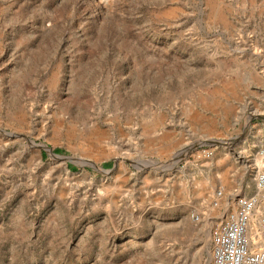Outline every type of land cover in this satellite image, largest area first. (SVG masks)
Returning a JSON list of instances; mask_svg holds the SVG:
<instances>
[{"label": "rangeland", "instance_id": "374dc122", "mask_svg": "<svg viewBox=\"0 0 264 264\" xmlns=\"http://www.w3.org/2000/svg\"><path fill=\"white\" fill-rule=\"evenodd\" d=\"M262 146L264 0H0V264H214Z\"/></svg>", "mask_w": 264, "mask_h": 264}, {"label": "built area", "instance_id": "2783aa9c", "mask_svg": "<svg viewBox=\"0 0 264 264\" xmlns=\"http://www.w3.org/2000/svg\"><path fill=\"white\" fill-rule=\"evenodd\" d=\"M262 152L264 146L259 154ZM263 171L256 179L260 191H264ZM255 172L258 174L257 167ZM236 201L238 210L229 215L226 224L213 231V263L264 264V199L252 195L237 197ZM193 219L200 221L198 215H194Z\"/></svg>", "mask_w": 264, "mask_h": 264}, {"label": "bare ground", "instance_id": "6f19581e", "mask_svg": "<svg viewBox=\"0 0 264 264\" xmlns=\"http://www.w3.org/2000/svg\"><path fill=\"white\" fill-rule=\"evenodd\" d=\"M263 156H264V153L262 152V158H263ZM258 160V159H257ZM258 162V161H257ZM263 162H264V159H263ZM264 164V163H263ZM259 165H260V161H259ZM227 177H228V173H225L224 175H223V177H222V180H227ZM258 195L257 196H260L261 198H263L264 199V191H260V190H258V193H257ZM211 196H212V193H211ZM211 196H209L208 198H209V200H212V197ZM234 203L237 205V207L239 208V205L237 204V201H236V199H235V201H234ZM230 207L232 208V209H236V206H234L233 205V203L231 204L230 203ZM238 208H237V210H238ZM233 210V211H234ZM232 211V212H233ZM235 212V211H234ZM220 219V218H219ZM223 219V218H222ZM228 219H229V216L228 217H226V218H224V220H220L219 222H218V224L216 225L217 227H214V229H218V228H220V227H222L224 224H226L227 222H228ZM214 229H213V231H214ZM211 233V232H210ZM209 236H210V234H209ZM212 240H213V234H212ZM200 250H205V251H207L208 250V245H204L203 244V247L200 249ZM213 258V257H212ZM210 261V260H209ZM207 264H212V259H211V262L210 263H207Z\"/></svg>", "mask_w": 264, "mask_h": 264}]
</instances>
